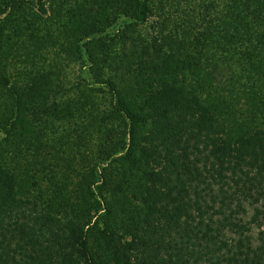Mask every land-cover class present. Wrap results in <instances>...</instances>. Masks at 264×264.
<instances>
[{
  "label": "trees",
  "instance_id": "trees-1",
  "mask_svg": "<svg viewBox=\"0 0 264 264\" xmlns=\"http://www.w3.org/2000/svg\"><path fill=\"white\" fill-rule=\"evenodd\" d=\"M0 264H264V0H0Z\"/></svg>",
  "mask_w": 264,
  "mask_h": 264
},
{
  "label": "rangeland",
  "instance_id": "rangeland-1",
  "mask_svg": "<svg viewBox=\"0 0 264 264\" xmlns=\"http://www.w3.org/2000/svg\"><path fill=\"white\" fill-rule=\"evenodd\" d=\"M64 70L66 71L65 74L67 75L68 79L67 80H70L71 82H74L77 78H78V75H79V72H80V67L77 66V65H70L68 67H64ZM133 79H135L134 76H132V81Z\"/></svg>",
  "mask_w": 264,
  "mask_h": 264
}]
</instances>
